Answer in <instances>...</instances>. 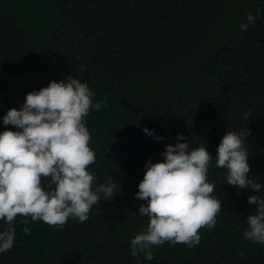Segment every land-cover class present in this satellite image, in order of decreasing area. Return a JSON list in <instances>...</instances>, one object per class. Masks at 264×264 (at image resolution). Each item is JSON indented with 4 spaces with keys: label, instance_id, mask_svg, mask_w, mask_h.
<instances>
[{
    "label": "trees",
    "instance_id": "16d2710c",
    "mask_svg": "<svg viewBox=\"0 0 264 264\" xmlns=\"http://www.w3.org/2000/svg\"><path fill=\"white\" fill-rule=\"evenodd\" d=\"M69 75L88 84L94 103L107 97L85 123L93 187L111 180L113 198L101 193L86 222L69 218L62 228L17 216L0 264H264V244L244 237L257 207L248 196L264 198V0H0V131L16 130L2 118L28 92ZM249 129L259 193L228 185L215 164L226 131ZM178 135L213 156L208 181L223 207L197 246L165 243L152 260L133 257L130 241L147 223L135 198L145 164L162 162Z\"/></svg>",
    "mask_w": 264,
    "mask_h": 264
},
{
    "label": "clouds",
    "instance_id": "9594fccd",
    "mask_svg": "<svg viewBox=\"0 0 264 264\" xmlns=\"http://www.w3.org/2000/svg\"><path fill=\"white\" fill-rule=\"evenodd\" d=\"M246 19L252 23L256 16L249 13ZM247 27L241 24L242 31ZM94 97L86 82L69 75L28 92L19 109L11 108L3 116V125L16 130L0 131V221L7 225L0 231V253L13 247L17 216L23 217L25 225L30 220L62 228L69 218L86 222L101 193L105 201L113 198L116 184L109 180L94 188L96 177L88 171L96 154L90 147L92 137L85 118L93 108L107 107V97L95 103ZM143 131L154 135L146 127ZM248 135L250 129L226 131L215 164L226 170L228 185L259 193L261 184L249 179V155L244 146ZM184 139L178 135L175 145H166L162 162L145 164L135 198L143 201L139 214L147 223L130 241L133 257L143 253L152 260L151 249L165 243L195 247L201 240L200 230L216 225L223 204L212 195L215 184L208 181L213 156L203 146L190 148L189 140L179 142ZM248 203L257 207L246 218L244 237L264 244V198L249 195ZM22 231L31 235L28 227Z\"/></svg>",
    "mask_w": 264,
    "mask_h": 264
}]
</instances>
